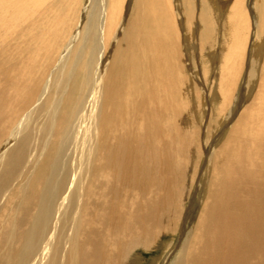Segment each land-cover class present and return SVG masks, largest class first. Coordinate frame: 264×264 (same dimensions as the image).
Instances as JSON below:
<instances>
[{
    "label": "bare ground",
    "instance_id": "obj_1",
    "mask_svg": "<svg viewBox=\"0 0 264 264\" xmlns=\"http://www.w3.org/2000/svg\"><path fill=\"white\" fill-rule=\"evenodd\" d=\"M0 264H264V0H0Z\"/></svg>",
    "mask_w": 264,
    "mask_h": 264
},
{
    "label": "rangeland",
    "instance_id": "obj_2",
    "mask_svg": "<svg viewBox=\"0 0 264 264\" xmlns=\"http://www.w3.org/2000/svg\"><path fill=\"white\" fill-rule=\"evenodd\" d=\"M193 201H195V202H193V206L195 207V209L197 208V205H198V202L196 201V200H193ZM191 208H192V202H191ZM193 216H195V210H192V217H191V220H193L194 219V217ZM191 222V221H190ZM186 223H188V221L186 222ZM190 224V223H189ZM172 241H175V247L173 246V249H171L170 251V253H169V256H168V258L166 259V260H172L173 259V257L175 256V252L177 251V248H179L178 246L179 245H177L176 246V244H178V238H176V237H174V239L172 240ZM173 243V242H172ZM158 251H159V253H160V251H161V247H158V248H156ZM154 253V252H153ZM159 253H158V255H159ZM150 255L151 254H146V255H143L144 257H143V260H147V261H150ZM155 255H156V253H155ZM161 255V254H160ZM159 255V256H160ZM172 258V259H171ZM157 259H159V257L157 258Z\"/></svg>",
    "mask_w": 264,
    "mask_h": 264
}]
</instances>
